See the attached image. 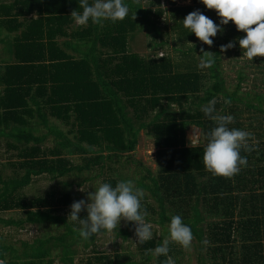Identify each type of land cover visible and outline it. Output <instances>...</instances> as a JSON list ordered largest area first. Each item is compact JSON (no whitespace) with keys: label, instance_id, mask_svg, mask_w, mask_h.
Returning <instances> with one entry per match:
<instances>
[{"label":"trees","instance_id":"trees-1","mask_svg":"<svg viewBox=\"0 0 264 264\" xmlns=\"http://www.w3.org/2000/svg\"><path fill=\"white\" fill-rule=\"evenodd\" d=\"M52 1L56 13L46 23L45 27L50 24L49 28L42 31L45 27H37L41 29L37 30L38 42L28 51H21L19 41L23 38H27V42L31 40L34 33L28 32L29 26L35 30L38 21H19L22 12L28 14L30 9L20 8L18 3L22 2L17 0H0V46H3L0 50V139L11 141L7 147L17 151L20 163L16 169L24 173L4 179L0 172V213H22V217L17 219L0 218V225L24 229L27 225L51 224L60 225L64 231L23 243L21 252L0 240V264H55L56 261L75 264L78 246L95 247L96 236L102 230L90 226L93 217L90 208L68 209L72 223L57 215L73 203L72 194L64 193L58 197L56 192L49 191L27 198L20 191L39 176L62 178L74 170L89 171L105 166L112 156L133 154L142 131L154 139L156 163L161 169L156 176L144 170L143 178L150 184L139 182L138 186L150 192L156 206H145V215H142L139 209L133 210L126 204L124 208V203L114 201L118 207L123 206L121 214L131 219L128 226L134 220L145 219L160 226L174 224L182 227L196 241L197 264H206L204 251H208L212 261L218 258L226 260L232 229H240V264H262L264 166L242 167L244 158L248 160L246 151L222 141L226 137V130L222 128L225 120L222 125L219 123L209 129L212 123L203 108L221 97L232 109L240 111L242 106L247 112L264 115V93L244 91L242 72L238 73L234 88L226 86L220 69V50L201 48L194 43L206 32L219 27L211 23L202 10L196 16L194 9L200 10L203 5H219L218 13L223 15L225 23H233L225 34V41H236L239 46H246L260 39L258 34L264 25V5L249 6L247 10L232 2L235 0H192L194 7H179L171 3L168 15L172 26L165 35L172 38V57L146 60L131 53L128 43L136 30H145L156 39L162 35L159 21L164 12L160 8V0H150L154 7L157 6L155 11L143 6L145 0H104L103 7L110 11L95 15L92 8L100 0ZM76 20L86 22L87 26L68 33L65 26ZM21 27L23 31L19 34ZM55 35L66 38L61 47L54 41ZM168 44L163 41L160 46ZM1 51L32 65L26 68L10 63L1 65ZM175 53L177 59L173 58ZM197 59L202 60L209 82L202 95ZM32 83L38 86L34 94L29 95ZM194 95L196 97L190 103L194 105L193 110L181 108L178 113H171L161 105L166 101L179 106ZM34 114L45 133L37 134L39 129L29 127L28 119H32ZM47 114L69 126V130L65 133L52 125ZM190 127L207 132L204 146H186L185 132ZM71 134L72 139L69 137ZM49 136L53 137L54 146L48 150L42 146ZM75 155L83 156V165L72 166L71 161L64 157ZM48 156L55 158L49 160ZM231 156L236 158L231 159ZM260 156L264 162V148ZM228 167L235 173L233 179L240 193L247 189L246 182L260 184L261 193L250 199L225 196L235 189L228 185V172L222 170ZM205 170H210L212 177L207 182L208 187H199L195 173L203 176ZM108 183L110 186L113 184ZM207 192L214 195L213 205L222 208L224 218H229L230 209L238 204L242 212L250 208V217L240 224L232 220L215 224L206 236L200 204L201 201L208 203L204 197ZM143 203L146 200L140 205ZM166 204L175 208V214H167ZM82 224L85 225L83 228ZM166 234L173 239L184 237L177 231H167ZM117 236L127 240L129 234L120 230ZM161 242L148 239L138 244L141 264L151 261L155 264H177L171 253L162 250ZM130 258V254L110 256L93 250V255L79 264H139ZM212 264L218 263L213 261Z\"/></svg>","mask_w":264,"mask_h":264},{"label":"rangeland","instance_id":"rangeland-1","mask_svg":"<svg viewBox=\"0 0 264 264\" xmlns=\"http://www.w3.org/2000/svg\"><path fill=\"white\" fill-rule=\"evenodd\" d=\"M20 4V8L27 7L30 12H22L23 14L19 16V21L34 19L38 21L36 23L35 30L31 29L29 26V31L33 32L34 36H30L31 40L27 42V38L19 41L18 46L21 51H28L38 42L37 27L46 26V23L52 19L56 13L52 3V0H17ZM104 0H100L98 3L93 5L92 14L98 12L106 13L110 11L109 8L103 7ZM234 3L241 4L243 8L249 10V6L256 7L258 5H264V0H235ZM230 2V3H232ZM171 3L174 5L183 6H193L192 0H160V8H162L164 15L159 21V25L162 31V35L156 38L152 34H149L145 30H136L130 35V40L128 43L129 50L143 59L155 60L160 57H172V38L169 35H165V32L169 31L172 26V21L169 18L168 9L171 7ZM23 4H27L24 6ZM144 7H149L152 11L157 9V6L152 5V1L145 0L142 2ZM224 5V4H220ZM200 10H195V14L199 11H204L205 17L208 18L211 23H215L219 28L213 29V32H206L201 38H198L196 45L201 48H217L220 50V69L222 76L226 83V86L230 89L238 82V73L242 72L245 80L242 84L244 91H256L259 93H264V25L262 31L258 34L259 40L253 44L246 46H239L236 41H225L226 32L232 27V24L225 23L222 18V14L218 13L219 5H203ZM51 9V10H50ZM225 18V17H224ZM45 27L42 31H46L49 28ZM87 23L82 20H77L69 26V32L75 31L77 28L86 27ZM23 31V27L19 30V34ZM36 31V32H35ZM29 37V36H28ZM35 41V42H34ZM54 41L62 46L64 38L55 35ZM166 41L169 44L166 46H160L161 42ZM34 42V43H33ZM33 43V44H30ZM0 46V50L2 49ZM1 58L3 62L10 63L11 65H19L20 68L31 67L32 64L22 63L20 59L15 56L12 57L8 55L5 51H1ZM71 54V52H68ZM9 57V58H8ZM173 58L177 59V54H173ZM23 59V58H21ZM179 59V57H178ZM25 62V61H24ZM27 62V61H26ZM198 66L200 69V86L201 93L208 86L207 72L204 67L202 60L197 59ZM28 65V66H26ZM38 84L32 83L30 85L29 95L34 94ZM194 96H190L188 101H182L178 106L176 104H170L163 101L161 105L168 108L171 113H178L181 108L184 110H193L194 105H191V101L195 99ZM241 110L232 109L226 104V102L221 98H217L208 106L203 108V111L208 113V120L212 123L210 126L222 125L225 120L226 123L222 128L226 130V137L222 138L224 143L229 145H237L244 148L246 151L245 156L248 160L244 158L242 162V167H259L264 166V162L261 159V150L264 148V115L257 112H247L242 106ZM180 109V110H179ZM233 113H232V112ZM48 120L58 129L63 132L69 130V126L64 123L57 121L48 115ZM28 125L32 128L39 129L37 134L45 133V130L41 128L37 122L35 114L33 118L28 119ZM205 133L199 128L190 127L185 132V144L187 147L204 146L207 142ZM72 139V134L69 135ZM11 143L6 139H0V172L4 179L6 177H19L24 173L18 168V163H20L19 158L16 157L17 151L8 149L7 145ZM42 146V145H40ZM54 146V140L52 136L44 143V148L51 149ZM156 151L157 148L154 145V139L142 131L139 135L138 145L133 154H119V156H112L111 160L105 163V166L96 167L92 170L78 171L74 170L72 173L64 176L62 178H51L50 176L44 175L33 178L32 182L20 191L21 195L27 198L38 197L49 191L56 192V195L60 197L64 193H69L74 196L73 203L69 208L60 210L57 215L63 216L68 219L70 223L73 222V218L70 217L71 211H76L78 207H88L92 210L93 217L90 221V226L100 228V232L96 236L95 247L84 248L82 245L78 246L75 255V264H79L81 260H85L89 255H93V250L98 252L113 256V254H121L126 256L131 255L130 260L134 263H142V256L138 252V244L141 241L148 239H154L155 241L162 240V250L167 253H171L172 257L177 264H197V250L194 245L196 241L190 237L187 230L182 227H178L174 224H165L164 226L157 225L154 222L147 221L145 219L134 220L130 226V218L124 217L121 214V210L127 206L131 207L133 210H138L142 215H145L143 208L145 206H150L155 208L156 203L152 201L150 192L145 189H141L138 186L139 182L145 184H150V181L144 179L143 176L148 170L153 175H157L161 167L156 163ZM54 156H48V159H54ZM71 161V165H83V156L75 155L73 157H67ZM231 159L236 157L231 156ZM229 158V159H230ZM109 167L111 169H109ZM233 168V164L230 165ZM231 168H223L222 170L228 172V180L232 187H235L232 193H225V196L236 197L244 196L250 199L253 195H258L261 193L260 184L256 183L253 185L250 182H246L247 189L241 193L237 190L236 182L234 178V171ZM210 170H205V175L195 173L196 184L199 187H208V180L212 177ZM232 172V173H231ZM250 179V177H248ZM108 182H113L110 186ZM234 182V183H233ZM209 191V189H207ZM213 194L207 192L204 195L208 203L202 202L200 204V210L204 216L203 230L207 236L210 228H213L215 224H220L222 221L232 220L236 224L242 223L245 219L250 217V208L246 212H242L241 206L238 204L234 206L229 214V218H224L223 210L221 207H214L213 205ZM113 199V202H111ZM140 205L141 202H145ZM114 201L124 203L123 206L118 207ZM126 204V205H125ZM147 204V205H146ZM167 214H175V208L166 204ZM263 215L261 214V217ZM22 217L20 211H11L0 213V218L3 219H17ZM264 218V217H263ZM85 225L82 224V228ZM126 230L129 234L127 240H124L121 236H117L118 231ZM63 227L60 225L45 224L41 226L27 225L24 229H14L12 227H5L0 225V240L6 245H10L17 249L18 252L22 251L23 243H31L36 238H47L53 235H59L63 233ZM167 231H177L184 235L182 239H173L168 237ZM242 231L232 229L231 232V243L228 244V249L226 254V260H213L217 261L218 264H240V259L242 257ZM167 243L169 244L167 246ZM263 245V250L261 255L264 256V238L261 240ZM216 246V245H214ZM226 247V246H225ZM208 249V245L206 246ZM206 253V264H212V258H209ZM171 258L167 255V259L171 261ZM124 259H122V262ZM55 264H61L58 261ZM148 264H155V261H151ZM260 264V263H258ZM264 264V261L262 262Z\"/></svg>","mask_w":264,"mask_h":264},{"label":"crops","instance_id":"crops-1","mask_svg":"<svg viewBox=\"0 0 264 264\" xmlns=\"http://www.w3.org/2000/svg\"><path fill=\"white\" fill-rule=\"evenodd\" d=\"M77 21V20H76ZM70 26V25H69ZM69 26H65V28H67V32L69 30ZM70 33V32H69ZM64 40H66V38H64ZM64 42V41H63ZM195 128V127H194Z\"/></svg>","mask_w":264,"mask_h":264}]
</instances>
